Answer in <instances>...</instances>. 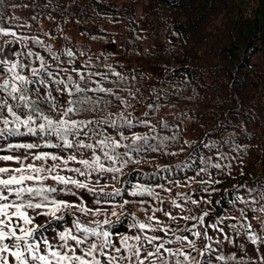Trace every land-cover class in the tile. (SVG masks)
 Segmentation results:
<instances>
[{
  "label": "snow or ice",
  "instance_id": "1",
  "mask_svg": "<svg viewBox=\"0 0 264 264\" xmlns=\"http://www.w3.org/2000/svg\"><path fill=\"white\" fill-rule=\"evenodd\" d=\"M3 21L0 15V36L30 40L42 52L29 48L25 54L28 62L22 61L21 53L14 49L0 58V264H264V219H260L264 216V178L251 187L237 186L246 187L249 195H237L230 201L233 206L237 202L246 206L239 210V216L232 217L213 215L207 210L199 216L178 217L165 210V201L152 187L139 184L131 190H97L104 176L110 174L116 180L123 168L140 163L133 158L134 153L161 150V145L150 143L154 136L134 131L137 127H151L148 119L137 117L134 121L128 112L134 106L121 93L133 99L135 93L123 87L126 77L111 65L106 66L107 73L87 71V64L81 70L77 52L71 48L57 50L38 36L17 37V32L4 27ZM79 56L86 57V53L79 51ZM96 76L100 81L94 79ZM113 101L117 108L122 106L121 110L105 112ZM96 112L104 115L79 118ZM142 116L147 117L148 112ZM163 127L169 124L164 122ZM17 137L34 139L14 142ZM169 139L177 137H164ZM226 143L233 146L224 140L204 144L210 152L213 148L216 152L197 158L203 167L193 168L196 160L176 167L195 171V176L187 177L189 183L221 184V180L212 178L209 168L222 170L221 163L213 162V156L218 153L224 159L226 154L219 149ZM235 147L239 149V145ZM202 174L209 179L196 180ZM124 191L131 197L150 196L159 204L150 210L142 208L146 214L151 212L145 220L123 210L130 203L147 204L146 200L123 199L111 208L102 206L121 197ZM88 197L92 198V206L86 202ZM182 199L194 205L200 203L190 195L182 194ZM205 202L212 203L211 199ZM170 203L172 208L182 207L175 199ZM109 215L115 219H109ZM125 215L131 220L128 229L135 230L131 234L115 229ZM66 216L72 219L66 221ZM251 219L258 221V231ZM226 220L236 222L226 224ZM181 221L185 222L183 226ZM209 229L221 234L220 239H215V247L208 243L214 240ZM225 240L232 250H224ZM249 246H255L256 260L245 258Z\"/></svg>",
  "mask_w": 264,
  "mask_h": 264
},
{
  "label": "trees",
  "instance_id": "2",
  "mask_svg": "<svg viewBox=\"0 0 264 264\" xmlns=\"http://www.w3.org/2000/svg\"><path fill=\"white\" fill-rule=\"evenodd\" d=\"M0 15L4 17L3 26L16 31L17 37L38 36L57 50L67 46L77 52L81 70H85L87 64V71L107 73L106 66L111 65L126 77L123 87L135 93V99L121 93L134 106L128 112L132 113L134 121L137 117L148 119L151 127H137L134 131L154 136L150 143L161 145V150L134 153L133 158L140 163L123 168L116 180L111 179L110 174L104 176L97 190L99 187H104L106 192L131 190L133 185L139 184L152 187L165 201L162 205L165 210H171L178 217L199 216L205 210L224 217L239 216V210L246 206L239 202L233 206L230 201L237 195L247 198L249 194L246 187L237 186L251 187L264 178V0H0ZM70 33L120 43L122 52L118 54L113 47L94 52L89 41L73 40ZM7 41L8 38L0 36V58L11 47ZM29 48L42 52L30 40L22 39L14 50L21 53L22 61L28 62L25 54ZM79 51H84L86 57L79 56ZM158 69L162 72L156 74ZM94 79L100 81L99 76ZM149 104L153 107H147ZM121 108L113 101L105 112H118ZM143 112H148V116L143 117ZM102 115L104 113H84L79 118ZM164 122L169 124L168 128L163 127ZM172 136L177 139L164 140ZM32 139L17 137L14 142ZM221 140L233 146L230 148L228 143L220 146V152L226 157L220 159L217 153L213 162L221 163L222 170L209 168V171L213 179L222 183L187 182V177L195 176V171L176 166L196 160L193 168L203 167L197 158L216 152L215 148L210 152L204 144ZM235 145H239L238 150ZM165 152L176 155H165ZM95 179L94 176L89 181L90 186ZM200 179L208 180L209 176L196 177ZM182 194L200 203L194 205L182 199ZM91 199L88 197L86 201L89 206H92ZM123 199L148 201L144 205L130 203L123 210L141 220L151 214L150 211L146 214L142 208L150 210L159 204L150 196L131 197L124 191L121 197L102 206L111 208ZM173 199L182 207L172 208ZM208 199L211 204L205 202ZM157 216L168 222L161 213ZM108 218L115 219L110 215ZM71 219L65 217L66 221ZM130 222L125 215L115 229L131 234L135 230L128 229ZM184 223L181 221V226ZM225 223L235 222L226 220ZM251 223L258 231V221L251 219ZM209 234L214 240L208 243L215 247V239H220L221 234L211 229ZM228 234L233 235L230 231ZM241 242L248 244L246 240ZM222 244L226 252L233 248L226 240ZM251 247L255 246L245 250V258L251 256L256 260L249 253ZM234 250L240 254L239 248Z\"/></svg>",
  "mask_w": 264,
  "mask_h": 264
},
{
  "label": "rangeland",
  "instance_id": "3",
  "mask_svg": "<svg viewBox=\"0 0 264 264\" xmlns=\"http://www.w3.org/2000/svg\"><path fill=\"white\" fill-rule=\"evenodd\" d=\"M71 33H72V31H71ZM71 33L68 34V35H70L73 40L76 38L77 40H85L86 42L89 41L90 42V45L92 46V50L94 52H100V51H103L104 49H111V47L115 48V50L117 51L118 54H121V52H122V49L120 48L121 47L120 46V43H116V44L106 43L104 41H97L95 39H88L86 36H84L82 34H78V33L71 34ZM7 38L9 39V41H12L13 40V37H7ZM20 43H21V39H16V42L15 43H11V44L8 43L7 45L10 44L11 47L9 49H6L5 52L7 51L8 53H11L9 50L10 49L17 48ZM158 72H162V71L158 69L156 71V74ZM234 222H236V221H234ZM253 249L254 248H250L249 253H250V255L255 256V258H257V255L258 254H256L253 251Z\"/></svg>",
  "mask_w": 264,
  "mask_h": 264
}]
</instances>
